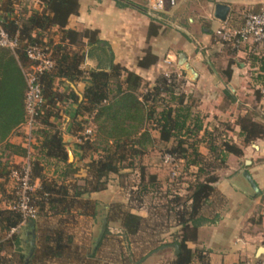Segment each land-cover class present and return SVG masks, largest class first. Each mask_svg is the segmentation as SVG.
I'll return each mask as SVG.
<instances>
[{"label": "crops", "instance_id": "1", "mask_svg": "<svg viewBox=\"0 0 264 264\" xmlns=\"http://www.w3.org/2000/svg\"><path fill=\"white\" fill-rule=\"evenodd\" d=\"M137 1H143L144 7L136 5L135 0H78V13L68 19L66 29L96 30L98 39L106 45L87 46L84 40L69 51L88 54L79 66L83 72L109 71L112 62L139 75L148 87H152L164 71L179 76L174 92L183 94L184 101L194 100L195 111L202 120L196 145H200L198 152L203 160L212 162V175L207 177L214 179L213 191L197 217L205 222L197 228L196 241L187 243L193 253L191 264H242L251 259H264V253L259 255V250H264V139L243 149V156L248 158L228 155L224 162L215 160L207 146L216 135L242 145L237 120L252 114L257 121L264 117V103L258 94L263 84L262 72L254 59L264 57V50L251 53L247 44L234 48L218 42L214 34L217 29L241 25L244 14L264 7V0H178L174 9L160 13L150 12L144 0ZM9 2L13 3V13L17 16L43 9L39 0H0V9ZM216 4L229 8L225 21L214 17ZM181 9L187 12L180 19L177 11ZM174 15L181 24H166L164 17ZM151 24L158 30L148 38ZM164 25L170 27L169 32H165ZM60 38V31L52 28L48 41L56 45ZM146 50H150L157 62L147 69L138 68L137 60ZM166 61L171 64L167 65ZM228 68L230 76L223 74ZM55 82L64 98L58 104L59 117L51 122L59 125L67 163L74 170L62 181L69 188L68 194L74 197L73 207L67 211L59 209L57 213H52L47 206L44 208L46 215H38L34 221L31 255V237H26L29 227L20 224L8 233L0 229V238L5 240L13 234L19 235V247L27 264L173 263V243L180 226L169 213L174 200L169 198L168 174L158 152L141 156L135 163L134 170L138 169L141 175L137 192L130 190L133 170L128 168L120 171L125 177L111 175L105 188L95 191L89 163L98 156L90 152L83 155L77 145L81 137H87L86 129L79 131L78 123L88 116L76 114L77 105L72 98L75 96L81 101L88 82L81 77L64 84ZM24 136L21 126L7 142L26 146ZM153 136L158 138L157 132ZM171 144L173 142L167 145ZM4 145L0 144V174L5 165L20 167L26 160ZM160 145L162 149L166 144ZM183 164L182 161L181 166ZM62 166L48 160L44 179L48 182L58 180V169ZM142 167L150 182L147 175L142 176ZM190 170L197 171L195 167ZM247 175L258 188L257 193ZM187 180L193 181V176ZM180 182L175 193L184 199L187 186L183 179ZM34 183L40 187L39 180ZM142 183L147 184L143 192ZM153 190L157 192L155 195ZM13 199L11 176L0 175V209H9ZM13 253L14 247H10L3 254L11 259Z\"/></svg>", "mask_w": 264, "mask_h": 264}, {"label": "trees", "instance_id": "2", "mask_svg": "<svg viewBox=\"0 0 264 264\" xmlns=\"http://www.w3.org/2000/svg\"><path fill=\"white\" fill-rule=\"evenodd\" d=\"M39 2L43 6L42 11H34L27 16L14 15L12 2L6 3L4 8L0 9L3 28L9 36L17 37L19 41L15 51L0 48V144L5 143L6 149L22 158L27 156L26 146L12 145L7 139L25 121L26 82L23 71L30 65L25 49L32 44L47 42L55 61L54 69L40 78L44 104L37 119L36 129L32 132L35 144L31 145V180L40 181V187L35 193L38 215H43L46 206L52 213H57L59 209L67 211L73 207L74 197L68 194L69 188L62 181L74 170L67 163L59 125L51 122V119L59 117L58 104L64 98V94L58 91L55 81L64 84L65 81L74 82L81 77L88 82L82 100L78 102L77 97L72 98L77 105L76 114L88 116L78 123L79 131L88 128L91 129L92 135L81 137L77 145L83 155L90 152L98 156L89 163L95 179L93 186L95 191L105 188L109 176L123 177L124 175L120 174L121 170L125 168L134 170L135 163L141 156L160 149L162 143L166 144L163 148L167 146L165 152L184 162L182 173L183 169L184 171L190 170L191 167L197 169L192 175L193 181L187 180L188 177H184V174L182 176L183 183L187 186V196L182 199L175 195L174 199V203L180 205L182 210L178 218L180 228L173 243L175 260L171 264H191L193 253L187 247V243L196 241L197 228L205 222L197 217L202 205L213 191L211 184L214 182L213 178L207 177L209 175L206 173L207 167L198 152L200 145H196V139L202 130V120L195 111L194 100L184 101V95L175 94V85L162 76L155 81L151 89L141 94L143 79L132 71L113 65L112 62L109 71H81L79 66L88 54L84 52L81 55L71 54L69 49L79 46L84 40L87 46L106 44L98 39L96 30L66 29L68 19L78 13V0ZM52 28H57L61 33L60 41L56 45L48 41ZM157 30L158 28L151 24L148 38L154 36ZM254 59L259 63L262 72L260 79L264 84V57ZM156 62L157 58L150 50H146L137 60V66L147 69ZM230 73L229 68L223 71L226 76H230ZM163 94L168 99H165ZM252 116L240 117L237 120L242 145H235L222 135L211 138L210 141L213 142L207 146L215 160L224 162L228 155L242 157L244 148L264 139V117L261 118L262 121H257L256 116ZM154 132H157L158 138L153 136ZM171 142L173 144L167 145ZM48 160L63 165L58 169V180L48 182L44 179V168ZM3 168L0 175L10 177L11 171L20 169L21 166L5 165ZM146 190L147 186L142 183L141 191ZM14 193L13 187V195ZM14 201L15 195L12 203ZM22 222L20 213L0 209L2 231L8 233ZM28 223L29 221H25L24 225L28 227ZM20 244L21 239L17 234L5 240L0 238V264H27ZM10 247H14V253L11 259H6L3 253Z\"/></svg>", "mask_w": 264, "mask_h": 264}, {"label": "built area", "instance_id": "3", "mask_svg": "<svg viewBox=\"0 0 264 264\" xmlns=\"http://www.w3.org/2000/svg\"><path fill=\"white\" fill-rule=\"evenodd\" d=\"M147 9L152 13H160L172 10L176 7L178 0H144ZM215 39L223 44L231 45L238 48L242 45H248L251 53H256L257 50H264V7L258 11H247L243 16V22L238 27H223L215 32ZM19 46L17 37H11L5 31L2 25V14L0 12V48L15 51ZM26 58L29 61L23 73L26 82V91L24 97L25 121L23 129L26 136V148L28 149L26 160L20 169L12 170L10 173L15 189V201L9 206V210L18 212L23 218L21 225L25 221H35L38 217V207L36 206V191L38 187L31 180V165L30 157L32 154L31 145L35 142L32 138V132L36 129L37 119L44 104L42 96V86L40 78L43 74L51 72L55 67V61L51 55V48L47 42L43 44H32L25 49ZM170 65V61H166ZM168 82H171V76L179 78L176 74L170 71H164L162 74ZM176 81V80H175ZM258 93L261 101L264 103V84L258 88ZM86 136H91V129L85 130ZM162 162L169 168V182L166 186L170 193V199L175 198V188L181 185L180 166L182 161L174 155H165ZM131 184L130 190L135 193L141 185V175L138 169L130 173ZM157 192L153 190L155 195ZM170 204L169 213L178 220L179 213L182 210L180 205L174 202ZM179 221V220H178ZM242 264H264V259H251Z\"/></svg>", "mask_w": 264, "mask_h": 264}, {"label": "rangeland", "instance_id": "4", "mask_svg": "<svg viewBox=\"0 0 264 264\" xmlns=\"http://www.w3.org/2000/svg\"><path fill=\"white\" fill-rule=\"evenodd\" d=\"M129 1H132V0H129ZM136 1V5H138L139 7H144V3H143V1H137V0H135ZM135 3V2H134ZM187 12V11H186ZM186 12L185 13H183V10L181 9V10H179V11H177V13L179 14L178 16H180V19L183 17V15H186ZM180 13H183V14H180ZM164 20L166 21V24H174V23H179V24H181V22H180V20H177L176 21V16L174 15L173 17H170V16H167V17H164ZM183 20H184V22H186L187 23V20H186V17H184L183 18ZM166 28H165V32H166V30H167V32H169L170 31V27H167L168 25H164ZM162 77H164L163 75H162ZM165 78V77H164ZM178 79H180V78H175V75H173V77L171 76V82H169V83H172V84H174V85H176V81L175 80H178ZM153 87V86H152ZM152 87H148V85H147V83L146 82H144L143 81V88L140 90V93L142 94V93H146V91L148 90V89H151ZM163 95H165V94H163ZM165 99H168L167 98V96L165 95ZM166 147V148H165ZM165 149H167V146H164V148H163V146H162V151H155V150H153V151H151V152H158V154L157 155H159L160 157H161V159L165 156V155H168V153L167 152H165L166 150ZM156 150H159V148H157ZM161 150V149H160ZM151 152H149V154L151 153ZM148 154V153H147ZM158 157V156H157ZM212 157H214L215 158V156L214 155H212ZM245 158H248V156H243L242 157V159H245ZM205 162V166L207 167V169H206V173H209V175H212L211 173H212V167L211 166H213L212 165V162L210 163V162H208L207 160L206 161H204ZM182 165V164H181ZM164 167L166 168V172H167V174H168V178H169V168L166 166V165H164ZM182 168H183V166H180V175H181V177L180 178H182V176H183V174L185 175L184 177H190V176H192L194 173L193 172H191V170L189 171V170H187V171H184V169H183V173L181 172L182 171ZM142 176H144V175H147V180L149 181V177H148V174H146V171H145V167H142ZM150 182V181H149ZM146 186H147V184H146Z\"/></svg>", "mask_w": 264, "mask_h": 264}, {"label": "water", "instance_id": "5", "mask_svg": "<svg viewBox=\"0 0 264 264\" xmlns=\"http://www.w3.org/2000/svg\"><path fill=\"white\" fill-rule=\"evenodd\" d=\"M229 8L226 5H221V4H216L215 5V12H214V17L220 21H225L226 16L228 14ZM246 164H249V161H246ZM247 179L249 180V182L252 185V189L257 193L258 192V188L256 187V185L252 182L251 178L247 175ZM34 225L35 222L34 221H29L28 223V227L30 228V231L26 234V237H31L30 238V252L29 255L32 254V250L34 248ZM261 253H264L263 249L259 250V255Z\"/></svg>", "mask_w": 264, "mask_h": 264}]
</instances>
